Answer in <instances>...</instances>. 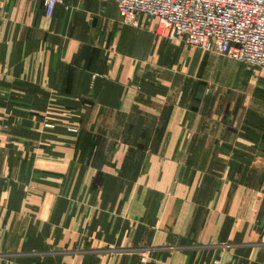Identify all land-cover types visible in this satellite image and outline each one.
Masks as SVG:
<instances>
[{"label": "crops", "instance_id": "0c3cea01", "mask_svg": "<svg viewBox=\"0 0 264 264\" xmlns=\"http://www.w3.org/2000/svg\"><path fill=\"white\" fill-rule=\"evenodd\" d=\"M138 21L0 0V264H264V71Z\"/></svg>", "mask_w": 264, "mask_h": 264}, {"label": "built area", "instance_id": "2783aa9c", "mask_svg": "<svg viewBox=\"0 0 264 264\" xmlns=\"http://www.w3.org/2000/svg\"><path fill=\"white\" fill-rule=\"evenodd\" d=\"M113 1L123 24L137 26L139 15L144 14L153 20L154 31L168 41L264 71V0ZM57 2L61 0H43L45 15L52 14Z\"/></svg>", "mask_w": 264, "mask_h": 264}, {"label": "rangeland", "instance_id": "374dc122", "mask_svg": "<svg viewBox=\"0 0 264 264\" xmlns=\"http://www.w3.org/2000/svg\"><path fill=\"white\" fill-rule=\"evenodd\" d=\"M159 31V30H158ZM189 46V45H188ZM190 47H194V48H196V49H198L197 47H195V46H190ZM199 50V49H198Z\"/></svg>", "mask_w": 264, "mask_h": 264}]
</instances>
